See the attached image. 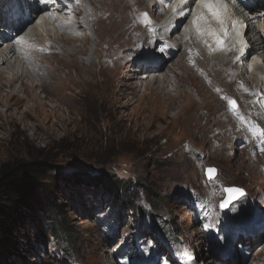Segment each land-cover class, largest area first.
<instances>
[{
    "label": "rangeland",
    "instance_id": "obj_1",
    "mask_svg": "<svg viewBox=\"0 0 264 264\" xmlns=\"http://www.w3.org/2000/svg\"><path fill=\"white\" fill-rule=\"evenodd\" d=\"M176 1L65 0L66 8L52 6L49 13L66 22L75 15L77 27L65 31L63 24L56 32L58 26L44 24L39 39L32 36L42 13L38 0L0 4V23L8 27L24 22L26 8L35 10L21 33L6 35L7 45L32 37L34 53L43 51L35 42L51 53L26 61L39 86L20 93L21 104L11 110L19 130L0 107V163L48 164L42 184L54 191L51 204L58 205L57 217L67 228L53 229L50 205H31L0 240V264H114L118 245L135 244L138 233L154 264H180L182 257L191 264H224L216 249L225 245L236 252L232 264H264V146L258 145L264 143L263 103L262 113L257 110L264 89L238 68L246 69L257 55L263 62L264 54L259 49L246 55L253 46L248 36L246 45L232 40L225 55L212 56L210 43L212 55L205 60L204 53L190 60L194 49L185 44L168 48L191 22L188 17L171 41L159 38L180 26L171 30L168 22L156 31L170 21ZM152 63L161 68L146 80L143 67ZM6 92L0 102L11 107ZM210 168L216 169L212 179ZM231 187L245 196L222 208ZM132 191L135 213L124 201Z\"/></svg>",
    "mask_w": 264,
    "mask_h": 264
},
{
    "label": "bare ground",
    "instance_id": "obj_2",
    "mask_svg": "<svg viewBox=\"0 0 264 264\" xmlns=\"http://www.w3.org/2000/svg\"><path fill=\"white\" fill-rule=\"evenodd\" d=\"M251 1L253 2L252 4H255L254 6H257L258 9H260V10L251 11V10H254L256 7L253 9L252 8H245V6L243 5L244 9H245L244 12H248L246 14L247 16H245L243 14V12L239 11V9H238L239 7L237 6L238 3H235L233 6H229V4H227L228 0H179L178 3L176 1L175 3L172 4L171 12H173V13L169 19L170 21L166 20L163 23H161L156 28V31L158 33H160V31L163 28H167L166 24L168 22L172 23L171 24V30H173V28H175L176 25H180L179 28H177L176 31H172V33H170L171 31H165L164 33H160L159 38L164 37V38H167L171 41L170 36L174 35L175 32L179 31L181 28V24L183 22H185V20H187L188 17H190L191 22L188 25L187 29L185 31H183L184 33H183L181 39L179 41H177L176 43H172L169 41L170 44H168L167 47L171 49V47L182 46V44H185L187 47L193 48L194 49L193 52H191L189 50L190 51V53H189L190 57L189 58L192 61L196 60L197 56L201 57V55H199V53H204L205 54L204 60L207 59L206 57H208L209 55H212L211 54L212 52H210L212 49L214 51L212 56H217L219 54L225 55L226 54L225 48H227V46L229 44L233 45V43H231L232 40H234L237 44H244V45L248 44L246 39H245V36H248V41H251L253 43V46L251 47V49H248V51L246 49V51H247L246 55L250 54L253 50H259V49H261L262 53L264 54V45H262V43H261V40L264 39V4L262 2H258L259 0L258 1L257 0H251ZM206 2L207 3H213V4H216L218 7H221V12H222V16H223V24H221L220 21L217 20L216 17L213 16V14L209 11V9L204 6ZM0 4H2V5L7 4V0H0ZM51 4H52V2L50 3V5H47L46 3H40V5H39L41 7L38 8L37 11H40L42 13L40 14L39 21L37 22L35 29L32 33V36L35 35L37 39H39V32H44L41 29V27H43L44 24L51 25V26H58V29L56 30V32L60 31L59 25L63 26V24L68 25L65 28V31H72L71 28L77 27L76 25H74V22L76 21L75 15H73L70 18V21L66 22L65 19L58 16L57 13H52V12L49 13V9H51L50 7L53 6V4L57 7H59L57 2H54L52 5ZM159 4H160V1H159ZM66 7L67 6L63 7L61 10H63ZM182 7H183V9H182ZM11 11H12V9H9V12H11ZM26 11H27V15L23 11V13H24L23 15H24V17H26V19H24V22H21V19H23V18H21L20 20L17 19V20H19L18 24L15 25V23L12 22V23H10L9 27L4 26L2 23H0V27H1V29H0V92L3 90V88L8 89V92H6L5 95H3V99H6V101L8 99V100L13 102L11 107L6 106V105H8V103L5 105V103L3 104L0 102V107H2V108L5 107L6 112L10 111V113L7 114L6 118H7V121H10L13 124V126H16L15 127L16 129H18V127H17L18 122L15 121V118L12 116L11 110L12 111L16 110L15 107H17V109H18V105L21 104L20 99L18 98L20 93H24V91H29V89H31L30 90V94H31L34 92V89L37 88L36 86H39L38 84L36 86L34 85V81L31 79L32 77H30V75H29L30 74V71H29L30 66H27L26 61H27V59H29L33 56H36L38 53H41L44 55L51 54L49 48H44V46H42L40 43H36V42L34 44L36 46H41L43 48L42 49L43 51L41 50L42 52L34 53L32 48L30 47V45L33 44L32 37H27L26 41H23L21 38H18L15 40V42L13 44L7 45V43L10 40V36H12V38H14V36H16V34L18 35L19 33H21L23 28H25L27 25L30 24V23H28L27 19L33 20V17H34L33 14L35 13V10L32 9L31 11H28L26 8ZM201 17H204V19H201ZM45 26L46 25H44V27ZM214 31L217 32L214 35L215 37L210 36V34ZM9 34H10V36H6ZM72 36H75V35H72ZM218 41H222L223 43H220ZM224 41H226V42H224ZM204 42H206L205 45L202 44ZM210 43H214V46L212 48L210 47L211 49L209 51L207 46L209 47ZM28 44H29V46L26 47V45H28ZM3 47H5V48H3ZM248 48H249V46H248ZM236 50H237V48H236ZM131 51L135 52V49L131 48L130 52ZM174 53H176V52L172 50L171 54L173 55ZM243 58H245V57H243ZM128 59L130 60L129 62H131V57H128ZM148 61H149V59L147 57L145 60H143V62L145 64ZM16 64L19 65L21 69L18 66H16ZM194 64H195V62H194ZM226 65L230 66L229 63H226ZM231 66L235 67V64L233 65V63H232ZM159 68H161V67H159ZM159 68L157 66H155L154 63H152V66H145V67H143V69H144L143 70L144 71L143 76L146 75L148 72H152L150 74L155 75V74H157V73H155V71H157ZM238 68L242 71V73H241L242 76L248 74L249 79L251 80V81L250 80L249 81L252 83V85L254 82H257V87H258L257 90L260 91L261 88L264 89V75L261 74L262 71L264 70V61L263 62L261 61V57H259V55L255 56V59H253L251 61V63L247 66L246 69L242 66H239ZM8 75H11V76L8 77ZM149 77L150 76H148V77L144 76V78H146V80L149 79ZM154 80L156 81L155 78H154ZM24 83H26V87L20 88V84H24ZM250 94L252 97V95H254V92H251ZM263 96H260L261 99L257 98L258 101L256 100L258 111H260L259 105L261 103H263L262 105H264ZM29 99L34 100L37 103L38 99H40V98H39V96H36V95H30ZM258 103H259V105H258ZM28 109H27V112H28ZM260 113H262V111H260ZM9 118H11V120H9ZM258 145L260 146L259 148L262 149V147L264 146V143H258ZM225 240H227V238ZM226 251L229 253V256H228V259L225 261L224 264L234 263L233 257L236 256V252L234 250H232L231 248L229 250L226 249ZM232 258H233V260H231ZM238 258H240V257H238ZM237 264H244V263H242L241 261H237Z\"/></svg>",
    "mask_w": 264,
    "mask_h": 264
},
{
    "label": "trees",
    "instance_id": "obj_3",
    "mask_svg": "<svg viewBox=\"0 0 264 264\" xmlns=\"http://www.w3.org/2000/svg\"><path fill=\"white\" fill-rule=\"evenodd\" d=\"M50 170L51 168L48 164L35 161L21 162L11 160L0 163V240L5 237L6 233L11 231L14 218L17 216L23 217L26 213L23 211L30 209V206L34 204L41 203L44 207L50 205L52 210L49 211L47 218H49L51 224H53V229L56 231L59 229L55 227L63 220H61V216L57 217V213H59L58 205L51 204L54 191L42 184ZM55 178L56 177L53 176L51 181H54ZM124 197V201L126 200V203H128L126 207L135 213L134 209L136 210L137 208L135 205V192L132 191L129 194H124ZM145 216H142L143 218L141 217V219H144ZM136 217V220H139V217L135 216V218ZM58 226H60L58 230L60 232L61 230H67L64 224ZM173 233L174 238L177 237L179 234L178 229H176V231L173 230ZM68 237L67 241L70 242V236Z\"/></svg>",
    "mask_w": 264,
    "mask_h": 264
},
{
    "label": "snow or ice",
    "instance_id": "obj_4",
    "mask_svg": "<svg viewBox=\"0 0 264 264\" xmlns=\"http://www.w3.org/2000/svg\"><path fill=\"white\" fill-rule=\"evenodd\" d=\"M204 6L209 9V11L213 14V16L216 17L217 20L220 21L221 24H223V16H222V12H221V7H218L216 4L207 3V2L205 3ZM201 19H204V17H201ZM218 42L222 43V41H218ZM230 103H232L234 105L235 102L234 101H230ZM257 131H260V130L257 129ZM261 134L264 135V131H262ZM215 173H216V169H212V168L208 169V174H209L210 178H212ZM229 191L230 192H235L238 195H243V190L242 189H229Z\"/></svg>",
    "mask_w": 264,
    "mask_h": 264
},
{
    "label": "water",
    "instance_id": "obj_5",
    "mask_svg": "<svg viewBox=\"0 0 264 264\" xmlns=\"http://www.w3.org/2000/svg\"><path fill=\"white\" fill-rule=\"evenodd\" d=\"M214 176H215V174H214ZM214 176L212 178H214ZM207 177L209 179H212V178L209 177L208 171H207ZM229 189H240V188L232 187V188H227L226 189L227 198H226V201L222 204L223 208H227L230 203L239 200L240 198H242L245 195L244 190H243V195H238L235 192H230Z\"/></svg>",
    "mask_w": 264,
    "mask_h": 264
}]
</instances>
